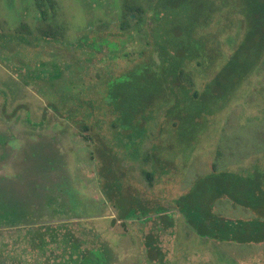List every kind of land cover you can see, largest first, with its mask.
Masks as SVG:
<instances>
[{
    "label": "rangeland",
    "instance_id": "obj_1",
    "mask_svg": "<svg viewBox=\"0 0 264 264\" xmlns=\"http://www.w3.org/2000/svg\"><path fill=\"white\" fill-rule=\"evenodd\" d=\"M39 1L0 0V202L9 198L32 204L34 211L30 208L26 215L32 211L38 223L0 228V264H264V242L240 244L208 238L197 234L196 225L187 223L184 216L186 212L192 216L194 204H203L205 210L216 205L218 215L230 220L257 218L255 210L228 197L213 205L212 194L207 203L195 201V195L199 187L209 191L210 181L222 171L244 174L264 169V63L262 71L251 75L235 94L229 95L228 85L220 90L216 104L225 108L214 120L204 119L197 129L161 133L158 141L169 145L165 144L164 150L154 149L157 159L152 163L142 160L154 145L160 126L155 125L153 137L149 132L139 136V150L134 153L127 152L111 135L109 140L119 152L123 168L116 170L114 181H103L99 160L90 156L95 146L84 140L78 126L56 113L55 106L61 107L57 96L52 97L41 82L28 85L26 81L36 79L30 75L35 76L37 66L45 61L53 67L47 84L59 71L64 77L60 90L73 96L84 97L83 90L101 69L116 70L114 81L133 83L124 71L130 62L125 52L148 48L152 39L144 32L150 33L152 14L148 13L147 24L139 33L128 38L119 20L123 0H57L56 9L53 0H43L47 11L44 26L65 28L60 30L63 37L48 44L38 39L44 22ZM225 2L213 1V9L219 8L210 27L215 43L209 46L212 56L211 49L218 45L222 63L235 53L248 28L246 6L237 0ZM165 13L172 17L173 12ZM89 21L95 22V32L117 35L108 36L117 42L109 52V62L94 59L86 64V53L76 52L83 46ZM102 42L103 38L98 46ZM23 66L29 70L25 76ZM102 76L96 77L97 86L92 89L105 97V89L114 81L111 75L108 80ZM211 79L198 74L200 87ZM134 85L126 97H138ZM146 91L143 84L142 92ZM93 100L94 109L107 105ZM77 107L74 101L65 105V112ZM158 107L159 103L147 111L156 112ZM182 132L190 139L185 151H171L182 143L178 137ZM131 145L134 147V140ZM109 152L116 155L111 149ZM43 159L51 162L46 164ZM140 168L154 173L152 184ZM185 196L190 198L181 204L179 200ZM149 242L156 246V262L149 258Z\"/></svg>",
    "mask_w": 264,
    "mask_h": 264
},
{
    "label": "trees",
    "instance_id": "obj_2",
    "mask_svg": "<svg viewBox=\"0 0 264 264\" xmlns=\"http://www.w3.org/2000/svg\"><path fill=\"white\" fill-rule=\"evenodd\" d=\"M213 1L123 0L119 10V20L121 31L126 32L128 38L131 36L134 38V35L138 34L143 28L144 23L147 24L148 13L152 14L149 19L154 21L148 27L150 33L144 32L149 36L148 38L152 39L151 42L147 43L148 48L142 50L133 48L131 53L129 51L125 52V56L129 57L130 62H128L129 64L124 68V71L127 73V78L134 79L133 83H127L128 80L121 83L118 81L119 79L114 81V79H117L116 70L105 71L101 69L95 74L94 84L91 83L88 88L83 90L84 97L73 96L64 90H60L61 81L64 80V77L59 71L55 73V77L54 73L52 74L54 81L52 80V83L47 84V82H50L47 79L49 73L53 72V67L51 68L49 62L45 61H41L42 63L40 62V65L37 66L39 71L35 76L34 74L30 75L36 77V79L26 81L27 84L31 82V85L41 82L50 89L49 92L52 97L57 96L58 105L61 107L55 106L56 113L78 126L83 133L84 140L95 146L94 150L90 152V156L93 161L95 159L99 160L100 175L103 181L106 179L114 181L116 170L123 168L119 152L113 148L109 140L111 135L116 136L115 138L127 152L134 150V153L139 150V136L147 135V132H149L148 135L151 134L153 137L156 134L152 131L156 128L155 125L160 126L154 145L147 150L142 160L143 162L152 163L157 159L156 154L153 153L154 149L161 148L164 150L166 149L165 144L169 145L164 141V144L158 141V138L162 137L161 133H164V136L165 134L172 135L176 129H180L181 132V129L185 127H195L197 129L202 125L204 119L207 121L214 120L225 108V105L221 107L216 104L218 98H221L220 90L225 89L228 85L229 95L235 94L251 75L260 72L264 63V0H237L239 4L242 3L247 9V33L241 43L235 46V53L224 63L220 60L222 55H220L218 45L215 47L216 49H211L212 56L210 55L209 46L215 43L210 27L219 8L215 6L217 10L213 9ZM220 1H222V4L226 3L225 0ZM38 3L41 18L44 20L42 26H40L42 37L39 36L38 39H43V41L51 44L52 41H56L55 39H59V36L63 37L60 30L62 31L65 28L55 27L52 24L44 26V23H46L44 14L47 13L43 9L45 3L43 0ZM52 4L55 8L57 2L53 0ZM165 12H173V14L171 13L172 17L167 16ZM88 23L90 29L83 36L85 39L83 46L76 49V52L86 53V56H88L86 60H89L85 61L86 64L93 62L94 59L102 63L109 62L108 59L111 60L109 52H112L117 42L110 40L108 36L116 37L117 35L108 32L103 36L102 33L94 31L96 29L94 21ZM112 23H115V21ZM21 29L24 30V28ZM165 36H169L168 39L164 38ZM179 36H181V40L178 38ZM102 38L103 42L98 46V42ZM22 68H24V76L29 74L27 66ZM75 68L76 66L73 67V70ZM99 74L103 75L102 78L106 80L111 75V80L114 81L112 85L107 87L108 90L105 89V97L97 96L95 92L97 88L94 92L92 89V87L97 86L96 77ZM198 74H207L212 79L200 87ZM63 83L65 85V82ZM43 84L41 90L44 91ZM120 84L124 85L121 86ZM133 84H135L133 91L138 96L135 99L125 96L126 92H130L129 88ZM143 84L147 86L146 92H142ZM49 96L51 95L49 94ZM93 99L107 105H101V107L98 105L94 109ZM74 101L78 103V107L76 109L70 108L66 113L65 105L71 106ZM49 102L51 105V101ZM158 103L159 107L156 112L147 111V109H154ZM97 108H99V111ZM160 119L162 120L161 123ZM164 126L165 129H163ZM187 133L189 134V132ZM178 135L182 143L176 145L175 148L173 147L171 151L179 149L184 152V147L190 139L186 136V132ZM133 140L135 141L134 147L131 145ZM109 149L114 151L116 155L110 154ZM43 160L41 162L46 164L51 162L47 159ZM142 168H140V171L152 184L154 173L142 171ZM214 172L217 173V168ZM254 174L250 172L244 174L222 172V174L215 175L210 181L211 189L209 191H201V188H198L195 201L199 199V203H207L210 201L209 194H212V198H214L212 204L214 205L220 199L228 197L236 204L255 210L258 213L257 218L247 221H220L216 219L219 216L212 213L213 206L210 210H205L203 204L199 206L201 208L194 204L192 216L190 217L187 212L184 215L186 222L190 225L194 223L197 234L205 235L208 238L240 244L264 242V169L257 168V176H254ZM189 198L185 196L179 201L182 204L188 201ZM31 205L5 198L3 202H0V207L2 206L0 208V220H2L0 221V228L10 229L38 225L31 214L35 206L30 207ZM30 208H32V211L26 215ZM55 242L54 244L58 246L59 242L56 238ZM155 247L150 242L148 243V252L149 254L152 253L149 258H152L151 260L154 262L157 261L155 259L157 257Z\"/></svg>",
    "mask_w": 264,
    "mask_h": 264
},
{
    "label": "flooded vegetation",
    "instance_id": "obj_3",
    "mask_svg": "<svg viewBox=\"0 0 264 264\" xmlns=\"http://www.w3.org/2000/svg\"><path fill=\"white\" fill-rule=\"evenodd\" d=\"M56 2H57V0H55ZM115 1H117V0H115ZM222 172H229V171H222ZM253 173H255L254 174V176H257V169L256 170H254V172ZM216 206V205H215ZM215 206H214V208H212V213L214 214V213H216L217 215H218V213L214 210L215 209ZM215 214V215H216ZM216 215V216H217ZM219 216V215H218ZM220 217V218H219ZM219 217H217L216 219H218V220H220V221H229L230 219H227V218H224V217H221V216H219Z\"/></svg>",
    "mask_w": 264,
    "mask_h": 264
}]
</instances>
